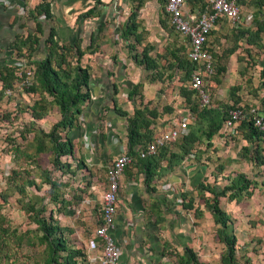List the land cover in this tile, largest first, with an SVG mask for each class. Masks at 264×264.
Instances as JSON below:
<instances>
[{
	"label": "crops",
	"instance_id": "1",
	"mask_svg": "<svg viewBox=\"0 0 264 264\" xmlns=\"http://www.w3.org/2000/svg\"><path fill=\"white\" fill-rule=\"evenodd\" d=\"M162 1L33 0L32 3L26 4L24 0H0V120H6L5 117L9 116L7 115L9 112L17 111V113L27 116L25 124L37 125L39 131L49 130V128L44 129L41 125L48 118H46L47 115L42 119L31 117V108H35L34 105L40 97L37 92H29L28 87H21V79L17 74L23 69L33 67L27 65L29 61L41 60L45 57V39L51 29H53L59 45H73L79 42V48L84 52L80 59V65L82 68H86L89 73L90 98L81 107L79 116L84 119H77V127L68 135L73 139L74 161L78 163L76 168L80 169L81 165L84 169L79 171H83L87 175L85 177L82 173L79 174L82 179L86 180V192L89 198L84 199L82 203L83 208L87 210L86 213L90 216L93 214L91 211L92 202L102 204V193L105 189V184L102 182L103 175L105 177L108 167L120 153L128 152L127 119L130 114L129 110H134L133 107L137 101L135 95L129 98L128 94L142 83L141 74L151 71L146 70L137 61L144 52L154 60L151 53L159 46L160 42L167 40V17L164 15ZM239 4L243 11L242 0H239ZM191 5L194 8L198 6L197 4ZM132 12L135 13L134 26L136 29L135 33L128 34L126 26ZM218 25L213 31L218 29ZM207 45L209 54L217 52V46L214 44L211 46L210 37ZM168 46L169 42L165 47L167 52L171 50ZM134 57L137 59L135 60ZM76 59L77 56L73 51L70 60L74 63ZM155 62L159 64L157 61ZM15 66L22 70H15ZM212 66L213 69L214 66H217L214 65L213 60ZM12 70H15L19 80H9ZM209 81H211V77L207 80V82ZM5 82H9V85H5ZM142 87V100L139 105L144 106L147 102L146 98L149 96V87L148 84H144ZM190 91H192L191 88ZM190 91L187 93H191ZM206 91L210 95L207 89ZM218 91H223V87ZM212 96L214 99L210 110L218 113V97L213 91ZM148 100L150 101V99ZM231 107L229 108L231 109ZM257 109L260 114L264 115V106ZM169 110L166 108L162 113H168ZM196 117L194 118L195 123H197ZM59 120L60 115L56 113L55 121L50 124L51 128ZM186 120L188 122V119ZM152 123L149 125L151 128L154 126ZM201 124L203 128H206L205 121ZM99 128L103 130L102 134L99 133ZM241 128L243 127L238 125L232 135L222 136L221 126L210 140L199 137V140L193 144L181 161L171 160L170 156L165 161L159 160L155 174L161 169L166 172L168 184L165 188V198L168 200L169 194H173V206L170 212L174 211V214L178 216L176 218L166 216L163 220L158 221L156 212L162 209L161 203L164 201H162L163 195L158 187L151 188L150 184V188L147 189L144 184V174L139 165L135 164L124 170L119 181L114 229V239L121 251V264H156V256H160L161 261L166 260L164 255L154 249L155 236H161L163 232L168 233L161 228L160 230L156 229L161 221L164 226L166 224L165 229L173 228V241L175 239L178 243L189 246L199 262L206 261L202 259L206 255L195 249L196 239L203 240L207 230L212 228L210 225L216 230L218 226L215 225L212 214L207 208V201L204 198L210 193L201 191L202 183L205 182V176L208 174L207 169L216 171L218 174V161L220 160H230V165L225 166L223 173L224 175L225 173L231 174L232 182H235L239 176L244 177L251 173L250 163H242L245 159H249L248 155L247 158H244L241 151L248 146L249 136ZM45 131L43 132L46 133ZM93 147L99 151L96 150L94 153ZM162 162L166 164L164 165ZM206 163H209V167H206ZM262 170L264 172V169ZM235 172L242 174L239 175ZM183 182L186 187L182 192L185 194L182 196L183 201L179 202L175 196L176 191L171 188V185L175 188ZM224 187L226 185L220 187L216 183L214 188L218 192ZM141 191L147 194L143 207L138 199L143 197ZM238 192L237 188H234L223 197L230 201L231 210H234L236 203L233 201L241 195L237 196ZM234 195H236L235 198ZM157 207L159 208L156 210ZM79 212L78 210L77 213ZM144 212H148L152 216V221L156 225H152L149 221L150 218H148L149 220L144 218ZM208 216L212 219V223L209 222ZM234 225L237 231V225H242V223L236 221ZM214 256L220 264L218 253ZM182 257L186 261L184 253Z\"/></svg>",
	"mask_w": 264,
	"mask_h": 264
},
{
	"label": "rangeland",
	"instance_id": "2",
	"mask_svg": "<svg viewBox=\"0 0 264 264\" xmlns=\"http://www.w3.org/2000/svg\"><path fill=\"white\" fill-rule=\"evenodd\" d=\"M165 5V0L162 1ZM242 16L249 17L247 22L242 21L238 28H234L227 21L217 22V30L210 35L211 46H217L216 53H210L214 62V71L211 75V81L207 82L206 89L210 92V106L213 104L212 91L217 95L218 112L224 117L225 111L231 106H239L245 110L257 111L260 106H264V0H242ZM164 15L167 17L166 13ZM167 40L160 42L151 53L154 61L159 64L154 71L141 74L142 83L136 86L135 98L137 99L134 110H129V117H132L134 111L142 113L147 119L152 120L154 126L142 129V132H150L152 138L170 127L176 126L179 122L188 119L189 130L196 127L195 116L202 110L199 105V99L195 93L190 91V79L183 68L178 66V59L187 61L186 45L183 38L171 27L166 20ZM171 50L166 51L168 45ZM165 48V49H164ZM166 55V57H164ZM147 82V83H145ZM148 84V98L144 106L139 105L142 100L143 85ZM152 84V85H149ZM223 87V91H218ZM190 91L191 93H187ZM144 97V95H143ZM150 99V101L148 100ZM169 108V112L162 113ZM82 109V108H81ZM56 109L49 110L46 120L42 122V127L50 132V124L55 121ZM155 113V117L151 116ZM160 113L162 115L160 116ZM6 120H0V264H46L48 260V250L45 244L40 243V233L33 223L34 214L29 210L32 203L40 202L46 209L42 217L48 219L50 214L55 224L63 229V237L67 246L79 248L84 253L87 251L88 240L92 237L94 230L100 224L101 204L92 202L93 214L90 216L83 208V200L88 199L86 180L80 177V173L87 177L84 169L77 162L70 158L59 159L58 165L53 164L54 156L50 153V144L46 143L47 149L41 154L34 152V131L37 125H29L22 130V123L27 120V116L19 112H9ZM29 116V115H28ZM29 118V117H28ZM83 117H78L79 120ZM1 119V118H0ZM4 122V123H2ZM25 124V123H24ZM27 125V124H26ZM241 130L249 136L248 146L242 149L244 161L250 163L251 173L244 177L251 181L245 195L244 190L241 195L236 197L234 210H231V203L226 198H219V205L224 213L229 217V222L234 228L236 237L235 259L238 264H264V146L259 138L250 137L247 125L240 124ZM35 129V130H34ZM22 130V132H20ZM97 132V130H95ZM102 134L103 130L98 129ZM64 130L57 129L55 137H64ZM44 133V132H43ZM45 134V135H46ZM8 137L14 139L15 146L27 152L28 157H12ZM21 138H25L22 140ZM181 138L175 142L159 149L156 158L165 161L170 153H179ZM140 147L137 146V151ZM108 149H110L108 147ZM94 153L99 149H92ZM112 151V149H111ZM206 161V160H205ZM69 164L70 167L65 165ZM162 164H166L162 162ZM209 167V163L205 164ZM226 165H230V160L218 161V174L216 171L207 169L205 182L203 186L209 188L217 186H227L232 182V175L223 173ZM103 171V169H102ZM151 183V188L158 187L163 195L161 207L157 214V220H163L166 216L176 218L174 211L170 212L173 206V194H169V199L165 198L166 172L158 170ZM102 173V172H101ZM242 174L241 172H235ZM215 175V176H214ZM104 177V175H103ZM102 177L103 184H106L105 177ZM48 178L58 185L57 192L51 194L49 191ZM218 178V179H217ZM210 182H209V181ZM185 183L173 187L176 198L179 202L183 201L182 192ZM105 186V185H104ZM142 189L143 186H142ZM144 194H143V193ZM143 197L138 198L140 205L145 206L147 194L140 192ZM207 204L212 201V195L204 198ZM55 200V201H54ZM167 204V205H166ZM157 205V204H156ZM179 205V203H178ZM234 203L232 204V206ZM168 210H166L167 208ZM159 207L156 208V210ZM80 211L77 213V211ZM165 213V214H164ZM144 212V218H150L152 225V216ZM178 217V216H177ZM209 217V222L212 219ZM173 220V219H172ZM240 221L242 225L235 222ZM210 225V224H209ZM166 226V224H165ZM161 221L156 226L157 230L163 229L165 232L156 237L154 249L164 255L165 261H161L160 256H156V264H182V255L184 247L178 241H173V228L165 229ZM207 230L203 240L196 239V250L202 252V259L206 260L203 264H218L215 254L218 253V259L224 250V246L219 242L215 233L216 228ZM7 230L2 234L1 230ZM156 235V233H154ZM161 234V233H160ZM192 250V249H191ZM66 253H60L63 257ZM209 260V261H208ZM87 264V263H85Z\"/></svg>",
	"mask_w": 264,
	"mask_h": 264
},
{
	"label": "trees",
	"instance_id": "3",
	"mask_svg": "<svg viewBox=\"0 0 264 264\" xmlns=\"http://www.w3.org/2000/svg\"><path fill=\"white\" fill-rule=\"evenodd\" d=\"M88 14V13H87ZM86 14V15H87ZM135 13H130L128 17V23L126 26V32L128 34L135 33L136 27L134 26ZM222 21L221 19L218 23ZM36 41V40H35ZM45 57L41 60H32L27 65L33 66L30 69L33 71V78L30 86L27 88L29 92H37L39 94V101L36 103L35 108H31V117L34 119L44 118L49 110L56 109L60 115V120L54 124L48 134L43 131L36 130L33 140L35 154H41L46 151L47 145L50 144V153L54 156L53 164L58 165L59 159L65 157L74 160V144L73 139L68 135L73 131L78 124L77 118L81 114V107L90 98L88 86H89V73L86 68H82L80 65V59L83 55V51L79 48V42L73 45H59L55 39L53 29L50 30L49 35L45 39L44 47ZM73 51L77 56L74 63L71 62L70 58L73 56ZM135 60L137 57H134ZM137 63L142 65L146 70L154 71L157 69V63L148 57L147 53L144 52ZM178 66L183 68L184 72L190 77V73L195 68V65L188 59L182 61L178 59ZM15 70L22 68L15 66ZM15 70L11 71L9 75L10 81L19 80L15 73ZM18 71V72H19ZM23 74V71H21ZM4 81V80H3ZM5 85H9V82H5ZM136 88H133L128 97L131 98L135 94ZM49 98V99H48ZM239 106H233L231 108H237ZM209 108V107H208ZM208 108L202 109L197 113L196 127L190 129V133L186 136L180 137L179 153H170L171 160L181 161L184 156L190 151L193 144L199 140V137L210 140L214 134L222 126L226 115L223 117L220 112L215 113ZM152 117H155V113H151ZM221 117V118H220ZM207 123L206 128H203L201 122ZM222 122V124H221ZM152 123V120L147 119L142 113L135 110L132 117L127 119V148L128 155L132 158V163L126 167V169L132 165H139L144 174V184L147 189L150 188V184L155 176V168L160 158H156L157 155L150 156L145 159L139 157L138 151L143 150L145 146L153 139L151 138L150 132H142V129H147ZM241 124L247 125L250 137L259 138L260 134L252 126L251 122H242ZM221 125V126H220ZM29 124L22 123V130L28 127ZM57 129L64 130V137H55ZM22 130L20 132H22ZM46 134V135H45ZM179 138V139H180ZM25 140V138H21ZM178 140V139H177ZM14 139L8 137V144L10 145L12 157L23 158L28 155L24 150L19 149L15 146ZM262 141V140H261ZM140 147L136 150V147ZM164 147L160 148L163 149ZM158 153V151H157ZM156 153V154H157ZM137 162V163H136ZM70 167L69 164L65 165ZM48 184L50 186V193L55 194L58 189V185L48 178ZM251 181H248L243 176H239L235 182H232L229 186L224 187L221 191H216L214 187L209 188L202 186L201 191H206L212 195V201L206 203L208 210L211 212L214 219V223L218 226L216 230L217 238L219 242L223 244L224 250L221 253L219 260L220 264H238L235 259V245L236 237L234 228L229 222V217L224 213L219 205V198L225 197L227 192L237 188L239 191L237 196L244 190L245 195L247 188ZM236 195H234V198ZM229 198H231L229 196ZM42 201V200H41ZM40 201V202H41ZM55 201V200H54ZM40 202L32 203L29 210L34 214L33 223L36 225L38 232L40 233V243L45 244L48 250V260L46 264H85L86 253L81 249L75 247H68L64 239L63 229L55 224L52 220V215L46 219L42 217L45 212V205ZM2 234H6L7 230H1ZM60 253H66L65 256H59ZM184 254L186 255V261L182 257V264H203L198 261L194 252L189 248H184Z\"/></svg>",
	"mask_w": 264,
	"mask_h": 264
},
{
	"label": "built area",
	"instance_id": "4",
	"mask_svg": "<svg viewBox=\"0 0 264 264\" xmlns=\"http://www.w3.org/2000/svg\"><path fill=\"white\" fill-rule=\"evenodd\" d=\"M24 2L30 4L33 0ZM191 4L198 6L194 8ZM164 11L171 27L185 40L187 59L195 65L189 77L190 88L197 95L200 107L208 108L211 99L206 86L214 71L207 45L211 32L220 19L238 28L242 21L247 22L249 17L242 16L239 0H165ZM17 75L21 79V87L30 86L33 78V71L30 68L23 69V74L20 72ZM242 122L252 123L260 134L264 146V115L259 111H248L241 107L229 109L222 125V136L232 135ZM186 135L187 120L156 135L143 150L138 151L139 157L141 159L152 157L160 148ZM131 163L132 158L128 153H120L106 171L100 224L87 243V264H121V251L114 239V229L120 177Z\"/></svg>",
	"mask_w": 264,
	"mask_h": 264
},
{
	"label": "bare ground",
	"instance_id": "5",
	"mask_svg": "<svg viewBox=\"0 0 264 264\" xmlns=\"http://www.w3.org/2000/svg\"><path fill=\"white\" fill-rule=\"evenodd\" d=\"M190 84V83H189Z\"/></svg>",
	"mask_w": 264,
	"mask_h": 264
}]
</instances>
